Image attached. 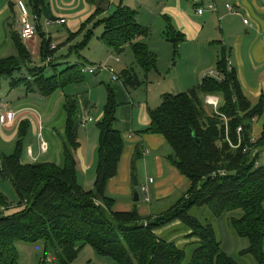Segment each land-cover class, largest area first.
<instances>
[{
  "label": "trees",
  "instance_id": "16d2710c",
  "mask_svg": "<svg viewBox=\"0 0 264 264\" xmlns=\"http://www.w3.org/2000/svg\"><path fill=\"white\" fill-rule=\"evenodd\" d=\"M23 1L36 18L35 32L41 37L43 61L56 51H49L50 39L45 40L40 20L55 18L46 0ZM88 2L95 8L93 17L104 14L110 6L108 0ZM9 7L12 9L13 5L9 3ZM101 24L99 41L103 45L115 55L126 49L131 53L132 65L117 75L122 87L131 90L146 86L149 75L157 71L156 58L144 41L150 31L136 22V11L119 4ZM82 28L75 34L82 33ZM75 34L69 33L68 41ZM163 39L177 55L184 36L167 25ZM10 40L16 55L0 59V80L10 79V90L23 87L26 94L48 98L84 83L78 64L58 72V65L50 63L52 75L47 76V68L31 66L19 33L10 31ZM78 52L75 51L77 57ZM227 59L222 49L214 69L200 84L176 95L164 94L157 108L147 110L149 125L142 133L164 139L167 161L190 182V187L158 215L144 217L135 208L114 212V200L106 195L125 146L117 118L120 103L110 85L106 86L102 117L95 124L97 161L91 190H84L77 180L75 153L82 124L76 100L66 97L63 105L61 167L48 162H22L29 124L21 122L13 153L0 152V177L12 185L23 207L10 217L0 212V264H19L16 241L50 243L58 252L59 264H70L84 246L115 264H239L223 250L212 225L192 214L194 210H203L205 217L214 220L229 216L226 219L234 235L246 242L236 255L264 264V166L258 165L264 154V102L260 97L252 104L245 97ZM23 69L27 78L14 79V74ZM207 97L218 99L216 110L205 103ZM259 119L262 131L251 142L253 123ZM244 149L249 151L244 153ZM141 150L140 145L135 148L132 168L141 157ZM3 207L8 205L0 196V211ZM173 225L177 227L172 228ZM158 231L162 233L156 234ZM179 234H184L185 242L176 245L170 237Z\"/></svg>",
  "mask_w": 264,
  "mask_h": 264
},
{
  "label": "crops",
  "instance_id": "0c3cea01",
  "mask_svg": "<svg viewBox=\"0 0 264 264\" xmlns=\"http://www.w3.org/2000/svg\"><path fill=\"white\" fill-rule=\"evenodd\" d=\"M108 1L110 3V6L118 2L117 6L121 4L134 11H136L133 8L134 4H137L135 6H140V8L144 6L142 5V0ZM18 2L21 1L18 0ZM10 4L13 5L14 9L12 8L11 11H9V16L1 23L0 37L1 30H4V37L7 35V32L9 34L10 31L19 33V27H16V21L18 19L15 20L16 17L14 13L15 11H17V14L19 12L20 16V11L15 3ZM226 4L230 5L234 10L239 12L240 15L235 16L230 14L225 9ZM210 6L214 7V10H209ZM200 8L204 10L202 15L197 14V10ZM149 12L151 14V11ZM159 16L164 22V30L162 36L164 35L167 25H170L177 32H180L184 36V41L178 45L179 54H181L182 56L189 55L191 59L192 69L197 74L196 80L194 78L190 79L188 77L190 80H192V83L190 81V83L187 85V90L200 84L201 80L207 76L209 68H211V66H208L205 70V73L201 72L203 68L201 66L199 67L198 63L194 62L195 59L198 60V58L211 52L206 45L210 46L213 44H217L220 46V50L216 56V60L209 61L213 65V68L220 57L222 49H224L225 54L228 58L227 61L229 63V68L235 70L245 97L252 104L257 103L260 97H263L264 102V0H168L165 6L162 8L161 13H159ZM246 16L250 18L251 22L246 19ZM32 17L35 16H32L31 14L30 18ZM136 17H138L137 11ZM54 18L64 17H62L61 15L55 17L54 15ZM241 19L243 26L249 27L250 34L247 35V38L235 31V26L239 25L237 21H240ZM244 21H247V24H244ZM235 22L237 23L235 24ZM251 23L252 25H250ZM140 25L145 27L146 21L145 23L140 22ZM62 26H56L54 27V29H58ZM44 28H42V33L45 36V40L47 41L48 39H50L49 51H56L52 57H46L45 60L41 61L40 36L38 37V45L34 42L35 38L30 42H23V44L25 45L30 55L31 66L33 65L35 67H45L47 68V70H51L50 67H48L50 63L51 65L56 66L58 65V63L56 62L62 61V58L58 59L59 51L63 48L66 49L71 47L72 40L70 39V41H68L69 32H61L60 30H44ZM204 35L206 37H202ZM8 37L10 40L9 35ZM149 37L146 39L145 44L147 45L148 49L151 50V47H149ZM6 43L7 42L5 40L3 42H0V53L1 51L6 52ZM52 47H54L55 49H52ZM7 53H9V56L7 57L16 55L11 40ZM7 57H2L0 59H4ZM211 57H214L213 53H211ZM36 58L40 61L39 64H33L36 62ZM48 60L50 61L49 63ZM118 62L119 61H117L116 63ZM127 62L128 65L131 64V58L129 56L127 58ZM125 68L127 67L122 68L120 71L124 70ZM22 71H24L23 74H26L25 69H23ZM159 75L160 73L158 69L156 72L151 73L148 77L147 85H152L155 82L159 81ZM25 76H28V73ZM85 83H87L88 86L90 85V82H86L85 78L84 83L69 86L63 91H58L48 98H41L40 95L35 93L25 94L24 96H18L15 94L11 95V93H9V95H5L6 97L0 99H4L6 101L8 110L15 112L16 116L13 124L0 127V130L7 129L12 125L14 126L16 122L19 125L21 122L27 121L29 124L28 132H30V130L32 129L34 131L36 130L37 140L39 133H41L43 138L44 130L49 131L51 127V133H53L56 128L55 126L57 125V123H59L62 115L61 111L59 112V110L61 106L63 110V105L65 103L66 97H70L76 101L80 100L81 97V101H77V104L79 113L78 120H80L82 124L86 118H89L88 114L90 113V111H92L91 109L94 108L91 100L95 102V100L92 99V93L90 94V96H87L85 94L81 95V93H77V91H75L78 86ZM18 89L14 90L16 91ZM21 89L24 88L22 87ZM71 89H74V92L67 94L66 92ZM115 89L118 92V89ZM9 91L11 90L9 89ZM121 97L122 100H124L123 96ZM120 102H125V100H120ZM148 102L149 101L147 99L145 103L146 110L143 109L141 112V109H137L136 111L131 109L129 111L128 108H124V112L121 116L122 125L120 126V130L123 135L125 146L118 163L116 176L109 180L106 187V195L114 200V205L112 207V210L114 212H129L135 208L139 215L144 217L149 216L152 215V205H162L177 192L184 193L190 187V182L188 181V179L183 177L169 163V161H167V153H164L166 151V143L164 139L159 135L142 133L146 128H148L149 125L147 110L151 108H149ZM80 109L82 111H80ZM62 112L64 113L62 117L63 121L65 122V112L64 110ZM126 114H128L127 117H125ZM93 122L94 120H92L90 124ZM87 125L84 128L81 127L83 128V134H78L79 147L75 153V159L77 180L79 185L81 187L83 186L79 182L78 178V170L80 169L83 176L90 177V184H88V189H84L83 187L82 188L84 190H91L95 179L98 132L96 127L94 130L89 131V126ZM261 131L262 119H259L253 123L252 136L257 138L260 135ZM50 137L52 138V136ZM82 141L83 145L81 143ZM85 141H87V146L84 149ZM37 144L39 146V142H37ZM138 145H140L142 149L141 157H139V160L135 163L134 168H132L131 161L135 152V148ZM38 149L39 147L37 148V150ZM37 150L35 149V146L33 144L28 145L27 153L24 155L25 158H28L33 162H39V158L47 156L49 152V148L45 154H41L40 150L37 154ZM161 151L163 153H161ZM35 154L37 155L34 158ZM46 162L54 163L58 166L60 164V160L59 158H57V156L56 160L47 159L46 161L40 163ZM92 174L94 177L92 176ZM138 176H140V178H138ZM134 177L137 182L136 187L139 188V191L142 195V197L138 195V204H135V202H133V192L135 191L132 190V186H134L132 183ZM149 186L152 187L150 193L148 190ZM144 189H146V195L148 198L147 202L144 201ZM140 199L141 201H143V203H139ZM159 233H161V231H158L156 234ZM179 235L183 236L184 234ZM174 237L175 236L170 237V240ZM183 242L185 241L183 240L182 243ZM176 245L178 244L176 243Z\"/></svg>",
  "mask_w": 264,
  "mask_h": 264
},
{
  "label": "rangeland",
  "instance_id": "374dc122",
  "mask_svg": "<svg viewBox=\"0 0 264 264\" xmlns=\"http://www.w3.org/2000/svg\"><path fill=\"white\" fill-rule=\"evenodd\" d=\"M21 3L24 5V7L27 9V12L29 16L30 10L28 7H26L25 2L23 0H20ZM119 1V0H118ZM168 0H142V5H144L142 8L140 6H135L137 4H134L133 8L137 11L138 17H136V22L138 24L145 23L146 26L149 28L150 31V40H149V47H151L149 50L154 56H156V66L160 73L158 76L157 82L154 84H148L146 86L127 90L122 88L121 82L115 81L113 82L111 80V76L106 72H97L93 75H90L88 73L84 74V77L86 78V82H90V85L88 86L87 83L78 86L75 91L77 93H81V95H89L92 93V99L95 100L92 101V104L94 105V108L91 109L90 113L88 114V117L94 120L93 123H88L89 126L88 130H94L95 124L97 121H99L102 117V108L106 101V86L110 85L115 90V96L116 100L120 103V107L118 109L117 118L119 119L120 126L122 125L121 116L124 112V108H128L130 111L133 109L136 111L137 109L146 110V101L148 99V105L149 108L155 109L157 108L161 103V95L162 94H179L186 92L188 88L187 85L192 83V80L190 79H197V74L194 72L191 66V59L188 56H182L179 54V51L177 52V55L174 54V49L172 45L165 42L163 40V30H164V22L162 21V18L159 16V13H161L162 8L165 6L166 2ZM18 0H0V26L1 23L9 16V11H11L9 7V3H15V5L18 8L19 2ZM46 3L49 6V10L51 11V14L55 17L62 16L64 17L66 21V25H63L62 27L58 29H54L52 27H45L44 23L47 20V18H42L40 20V25L44 30H60L61 32H69L70 34L78 33L79 30L82 28L83 32L79 34H75L72 38V45L69 48L61 49L58 54V59L62 58V61H58L57 71L64 70L67 66L78 64L79 67H90L93 65H105L107 68H112L115 71V74L118 75L120 73V70L124 67H130L133 63V59L131 56V53L129 49H126L124 53L121 55H115L112 50L108 49L105 45H103L99 41V37L101 36L103 32V26L101 24V21L103 19L108 18L112 15V13L115 11L117 7V3L114 5H111L109 9L104 14H97L95 17L93 15L95 14V8L89 4L88 0H46ZM124 6V5H122ZM125 7V6H124ZM9 9V10H8ZM14 9V7H13ZM151 11V14L150 12ZM15 17L17 20L19 17V12L17 14V11H15ZM153 14V15H152ZM59 19V18H56ZM246 19L251 22L250 18L246 16ZM239 25L235 26V31L240 33L242 36H245L247 38V35L250 34L249 27H244L242 23V19L240 21H237ZM235 22V24L237 23ZM16 27H19V24L16 21ZM252 25V23L250 24ZM89 35V38H86V35ZM10 33L4 37V30H1V37L0 42H3L4 40L7 42L5 45V51H1L0 58L9 56V53H7V50L9 49L10 40L9 37ZM39 36L36 35L35 37V43L39 44ZM202 37H206L205 35ZM247 40V39H246ZM146 41V40H144ZM82 44V45H81ZM81 46L79 48H76L77 46ZM207 48L211 51L202 57L198 58V60L195 59V63H198V66L202 67L203 70L201 72L205 73V70L208 66H211L209 68L208 72L213 68V65L209 61H215L216 56L219 53L220 46L217 44L213 45H206ZM81 48V49H80ZM79 50L77 57L75 55V51ZM203 53V52H201ZM211 53H213L214 57H211ZM131 58V64L128 65L127 58L128 56ZM119 59V62L116 63V59ZM34 59V57H33ZM34 61V60H32ZM39 60L36 58V62L33 64H39ZM210 63V64H209ZM42 65V63H41ZM33 66V65H32ZM24 71H21L20 73H16L14 75V79H19L25 76L27 74H23ZM46 74L48 76L52 75L51 70H47ZM190 79H189V78ZM12 82V81H11ZM10 79H1L0 80V98L6 97L5 95H9V93L18 95V96H24L26 92L24 89H18V90H11L9 91V84ZM118 89V92L116 89ZM72 90V89H71ZM67 91L66 93H73L74 89ZM123 96L125 102L122 100ZM41 97V96H40ZM10 98V97H9ZM42 98V97H41ZM81 101V97L80 100ZM100 101V102H98ZM61 111V114L64 115L62 112V106L60 107L59 112ZM80 111H82L80 109ZM61 115V119L59 123L55 126V130L53 133H51L52 128L50 127L49 131L44 130L43 132V138L46 143H48L49 152L48 155L42 158H39V163L44 162L47 159H53L56 160L59 158L61 167L63 165V159L61 155V147H62V136H63V129H64V121L63 117ZM60 116V115H59ZM128 114L125 115L127 117ZM18 124L17 122L15 125L8 127L7 129H1L0 130V152L3 154L11 155L15 149L17 137H18ZM119 126V127H120ZM86 129V128H85ZM83 134V128H79V135ZM52 136V138L50 137ZM38 140L36 138V130L33 129L28 132L26 139L24 140V149L22 154V162L23 163H32L33 161L25 158V154L27 153V147L30 144H33L35 146V149L39 147L37 144ZM86 142H84V149L86 148ZM83 145V141L81 142ZM27 146V147H26ZM37 154L39 153V149L37 150ZM58 152V154H57ZM161 153H163L161 151ZM166 153V151L164 152ZM169 153V152H168ZM34 155L35 156L37 155ZM259 166H264V154H262V157H260L258 161ZM93 176V174H92ZM94 177V176H93ZM78 178L79 182L84 189H88V184H90L89 180L90 177L83 176L81 173V170H78ZM135 178V177H134ZM133 178V180H134ZM140 178V176H138ZM133 184V183H132ZM151 186L148 187L149 193L151 192ZM132 190H134L140 197H142L139 188L136 186H132ZM133 192V193H135ZM182 195V192H177L174 196H172L169 200L164 202L162 205L156 206L152 205V214L158 215L167 208H169L180 196ZM0 196H2L8 205V207H3V209L0 211L3 216L10 217L18 214L23 210V207L20 203V198L15 191V189L12 187V185L6 181L3 180L0 177ZM139 203H143V201L140 200ZM138 204V203H135ZM192 214L196 215L198 218L206 219L210 225L215 229L216 232V239L221 244L223 250L230 255L233 259H235L239 264H254L250 258H239L236 254L238 251L246 247V242L243 239H239L234 235V231L231 229V227L228 225L227 219L229 216L223 217L219 220H214L208 217H205L207 215L206 212L203 210H194L192 211ZM177 223H174L176 225ZM173 225V226H174ZM177 226H174L172 228H175ZM176 230V229H174ZM162 233V232H161ZM159 233V234H161ZM166 235V234H165ZM173 237V236H171ZM171 241H173L175 244L177 243L182 244L183 238L181 235L175 236L173 239L171 238ZM15 249L18 254L19 258V264H59L58 259V252L54 250V248L51 246L50 243L44 244L43 242H39L36 244H28L21 241L14 242ZM190 252V251H189ZM188 252V253H189ZM70 264H115L111 259L106 257H101L97 255V253L90 247L84 246L77 254L76 258L70 263Z\"/></svg>",
  "mask_w": 264,
  "mask_h": 264
},
{
  "label": "built area",
  "instance_id": "2783aa9c",
  "mask_svg": "<svg viewBox=\"0 0 264 264\" xmlns=\"http://www.w3.org/2000/svg\"><path fill=\"white\" fill-rule=\"evenodd\" d=\"M18 9L20 11V16L18 18L19 36H20V39L24 43H27V42L32 41L36 36L35 17L30 18L26 8L24 7V5L21 2H19V4H18ZM225 9L232 15H235V16L240 15L239 12L234 10L228 4L225 5ZM209 10H214V7L210 6ZM203 11L204 10L202 8H200L197 10V14L202 15ZM65 24H66V21L64 18H59V19L55 18L52 20H49V19L46 20L44 23V26L49 27V28L50 27L54 28L56 26H62ZM244 24H247V21H244ZM52 49H55V48L52 47ZM115 61L117 62V61H119V59L117 58ZM49 62L50 61L48 60V63ZM97 72H106L111 76V80L113 82L118 81V77L115 74V71L112 68H107L105 65L99 64V65H93L90 67L81 68L82 74L88 73L90 75H93ZM211 75L215 78H220L219 74H217V73H211ZM205 103L207 105H211L216 110L218 100H217V98H214V97H207L205 99ZM15 116H16L15 112L8 110L6 101L4 99H0V127L9 126V125L13 124L15 121ZM91 121H92L91 118H86L85 121L82 123V127H85L86 124L90 123ZM237 132H240V129H238ZM255 138L256 137L252 136L251 142H254ZM38 142H39L40 153L45 154L48 150V146H47V143L45 142V140L42 138L41 133L38 134ZM248 151H249V149H244V153H247ZM150 182H151V180H150ZM143 191L145 193L144 201L147 202L148 198L146 195V189H144Z\"/></svg>",
  "mask_w": 264,
  "mask_h": 264
},
{
  "label": "water",
  "instance_id": "95a60500",
  "mask_svg": "<svg viewBox=\"0 0 264 264\" xmlns=\"http://www.w3.org/2000/svg\"><path fill=\"white\" fill-rule=\"evenodd\" d=\"M193 137H194V135H193ZM133 185H134V186L137 185V182H136V179H135V178H134V180H133ZM138 200H139V198H138V194L135 192V193H134V197H133V202L137 203Z\"/></svg>",
  "mask_w": 264,
  "mask_h": 264
}]
</instances>
